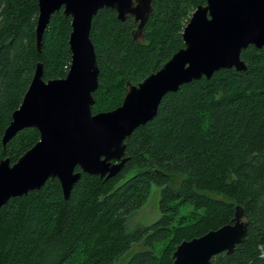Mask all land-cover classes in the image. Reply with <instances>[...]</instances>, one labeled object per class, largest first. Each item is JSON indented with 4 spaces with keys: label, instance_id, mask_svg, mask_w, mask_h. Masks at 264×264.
I'll use <instances>...</instances> for the list:
<instances>
[{
    "label": "trees",
    "instance_id": "obj_1",
    "mask_svg": "<svg viewBox=\"0 0 264 264\" xmlns=\"http://www.w3.org/2000/svg\"><path fill=\"white\" fill-rule=\"evenodd\" d=\"M206 3L155 0L139 40L134 18L121 22L116 11L100 10L91 29L100 70L93 114L119 108L129 84L182 49L184 28ZM38 19L39 0H0V161L12 164L40 140L30 128L3 145L38 64L48 82L66 78L72 62V19L52 16L40 54ZM242 60L246 71L220 70L167 94L156 117L127 139L129 161L116 177L82 173L68 200L59 180H49L0 208V264H120L135 245L143 250L127 264H173L180 244L231 224L237 206L247 238L212 262L264 264V49L250 46ZM152 184L161 190L160 218L130 231L129 218L147 203Z\"/></svg>",
    "mask_w": 264,
    "mask_h": 264
},
{
    "label": "water",
    "instance_id": "obj_2",
    "mask_svg": "<svg viewBox=\"0 0 264 264\" xmlns=\"http://www.w3.org/2000/svg\"><path fill=\"white\" fill-rule=\"evenodd\" d=\"M206 1L184 28V47L159 71L137 85L129 84L119 108L93 114L100 73L91 40L93 19L105 8L116 11L121 22L131 16L138 25L134 38L139 40L155 0H39L38 53L52 16L62 12L72 19V62L66 78L48 82L39 63L13 114L4 148L25 129L38 130L40 140L16 163L9 158L0 161V208L13 198L41 190L49 180H59L68 200L82 173L106 180L116 177L129 161L127 139L156 117L167 94L193 81L209 80L220 70L248 69L243 51L250 46L264 49V0ZM247 235L245 211L237 206L231 224L180 244L173 264H213L215 256L231 255Z\"/></svg>",
    "mask_w": 264,
    "mask_h": 264
},
{
    "label": "rangeland",
    "instance_id": "obj_3",
    "mask_svg": "<svg viewBox=\"0 0 264 264\" xmlns=\"http://www.w3.org/2000/svg\"><path fill=\"white\" fill-rule=\"evenodd\" d=\"M131 176L132 174L128 175L125 179H129ZM125 179L123 181H125ZM160 195V188L152 184L147 203L140 210L134 212L129 218L128 229L130 231H134L142 226L152 225L160 218ZM190 211V207H185L182 210V214H188ZM140 250H143V247L139 245L133 246V248L121 259L120 264H127L131 257Z\"/></svg>",
    "mask_w": 264,
    "mask_h": 264
}]
</instances>
